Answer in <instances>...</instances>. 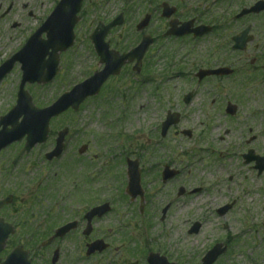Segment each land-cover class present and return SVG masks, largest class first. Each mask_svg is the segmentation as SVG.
<instances>
[{
    "label": "rangeland",
    "instance_id": "obj_1",
    "mask_svg": "<svg viewBox=\"0 0 264 264\" xmlns=\"http://www.w3.org/2000/svg\"><path fill=\"white\" fill-rule=\"evenodd\" d=\"M124 1L108 0L106 6L97 9V15L100 17L101 13L108 20L110 17L113 19L124 12V8L127 7ZM131 6L134 7V11L129 15L130 24L110 35L120 48H124V42H129L131 45L139 42L138 35L133 33L134 29L130 28L136 24L135 20L141 17L140 15L150 5L141 8L139 3L134 1ZM90 11L89 17L80 24L81 43L79 41L77 44L80 43L75 53L78 56L72 58L75 63L69 73L71 78L63 88H60L59 93L70 89L69 84L73 85L81 81L86 74V69L91 68L92 71L98 66L87 44V37L95 26L93 9ZM260 37L261 35L257 36L256 41L250 46L251 55L244 56V62L243 58L239 59V55L230 54L227 51L237 63L241 61L240 64L238 63L240 71L237 76L221 82L216 80L214 83H204L197 98L189 107H184L181 99L194 89L195 82L193 80L191 82V78H188L190 73L193 75L199 67L210 69L211 64L208 63L225 58L223 52L216 54L219 45L216 40H209L193 51L184 49L180 53V50H177L179 54H176L174 59H171V56L162 60L156 57L158 55L148 57L146 64L152 65L151 73L155 78L163 80L162 83H164L166 79L173 77L166 89L168 101L164 100L162 103L153 99L150 96L152 87L147 86L138 92V81L133 80L131 83L124 84L123 91L127 92L129 97L135 91L138 95L125 103L119 98L111 101L113 110H108L105 103V106L101 107L98 105L101 103L99 101L90 102L81 112L64 115L54 122L55 129L68 127L74 131L76 127L82 128V131H86V135L79 140L72 139L71 148L89 140L96 153L97 167H103L106 164L107 168L113 166V173L110 175L112 186L100 185L105 188L100 189L101 193L98 192L99 196L97 193L96 198L97 202L110 201L113 204L114 210L111 215L97 225L100 233L110 232L112 236L110 243L118 247L124 245L127 239L138 237L139 240H143L141 226L151 223L150 238L155 246L162 247L172 259L181 260L183 264H199L206 251L216 243H226L230 249L222 257L220 264H264V175L258 177L257 171L253 169L254 164L246 165L242 159V154L247 152L243 143L245 144L252 136L258 138L251 148L257 155L264 156V68L255 71L251 66V68L242 66L249 64L252 58L259 57L260 53L264 52L262 49L258 50L259 47L264 46V37ZM143 63L145 64V60ZM262 63L261 61L258 65ZM212 65L217 67L216 64ZM179 69L185 71L184 77L181 76ZM112 85L115 84L112 83ZM7 91H11L10 87ZM54 91L52 88L43 91L35 90L39 98L37 102L47 106L46 100L54 96ZM228 103L239 107V113L235 119L225 114ZM10 105L11 102L3 103L0 99V111L6 110ZM170 109L180 111L184 120L175 129L178 134L175 135V131H172L173 134H170L162 143L156 127L165 119L166 112ZM123 111L127 113L128 120L126 124L124 121L118 130H122L133 140L110 141L112 129L109 125L117 126L118 122L115 120L119 121L123 117ZM107 112H112L110 122L104 120ZM183 129L193 132L192 139L179 134ZM156 144L162 146L155 149V157L153 155L150 156L152 159L147 158L148 170L155 169L156 164L162 161L165 163L171 161L175 162L174 167L181 171V175L164 188L161 179L158 181L153 172H150L149 177L143 182L145 197L149 194L150 201L147 202L145 199V210L140 215L138 213L140 199L136 202L129 200L126 203L120 199L122 186L126 184L124 183L126 178L121 177V171L125 173V165L121 163V159L127 154L131 158L148 157V153H151L149 149ZM10 156L5 155L0 162L3 160L7 162ZM30 161L36 162L38 158L32 156L24 162ZM40 164L38 172L34 171V175L28 177L35 180L32 183H36L49 168L47 164ZM58 169L57 166H53L54 185L59 182ZM2 182L1 179L0 186ZM14 182L10 184L9 189H16ZM20 185H24V179ZM180 187L186 188L187 192L202 188L203 192L178 199L177 191ZM169 203L172 204V209L166 221L162 223L161 211ZM231 203H235L233 209L224 217H219L216 211ZM52 208L48 198V209ZM59 213L63 218L68 216L62 211L57 212ZM197 221L203 224L202 231L198 236L190 237L188 231ZM127 225H130L129 229L124 231V226ZM118 256H124V252L119 253Z\"/></svg>",
    "mask_w": 264,
    "mask_h": 264
},
{
    "label": "flooded vegetation",
    "instance_id": "obj_2",
    "mask_svg": "<svg viewBox=\"0 0 264 264\" xmlns=\"http://www.w3.org/2000/svg\"><path fill=\"white\" fill-rule=\"evenodd\" d=\"M64 2L65 0H0V99L3 103H14L18 99V90L23 79V64L17 58H21L27 45L31 47L39 42L47 41L49 32L37 33V30L49 20L58 5ZM166 3L175 7L177 12L169 19H164L162 18V6L159 5L152 11L151 22L145 30L146 34L154 39V44L149 52L159 53L166 50L167 47L162 43L172 45L169 47L170 51L177 50L176 47L184 50L188 49L190 45L199 46L198 43L205 45L211 35L229 38L231 43L227 46L233 47L232 39L247 29H250L251 35L260 34L264 37V11L259 15L251 14L240 17L245 10L256 6L264 7V0H200L201 12L196 16L189 7V0H168ZM96 7L95 0H85L80 14L81 21L89 17L91 9L94 12L93 17L98 18L96 17ZM191 20L196 21L195 27L199 25L211 26L214 30L213 33L201 38H195L193 35L175 36V38L165 36L171 29L172 22L176 23L173 30H180L178 32L180 34L186 31L183 24ZM157 49L158 51H155ZM260 49L264 51V46L259 47ZM221 51L226 58L215 60L211 64L219 65L220 61L230 63L236 60L231 58L223 45H221ZM249 52L247 50L243 56L247 57ZM205 61L209 62L207 59ZM260 61L264 63V52L260 53V57L252 58L249 63L251 66H256ZM60 65L62 67L56 72L51 82L56 89L65 81L63 54L60 57ZM222 67H228V65ZM95 72L96 70L93 73ZM8 87L11 91H7ZM32 87L30 84L26 85L29 92ZM47 100L54 102L55 97ZM59 131L58 129L53 133L51 131L49 137L51 143L55 142ZM76 139L81 138L77 136ZM88 142L89 140L83 144H76L74 148H71V152L63 155L64 158L59 165L57 174L59 184H52L49 188H41L40 183H32L35 180L32 177L28 178L34 175V171L38 172L37 164L24 162L25 160L20 161L17 165L13 164V159L24 147V144L21 143L18 148L16 145L9 147L8 150H12L14 153L11 160L0 162V180L15 181L17 187L11 193H0L3 195L1 199L9 195L12 196L11 205L0 209V222L3 221L7 225L0 224V264H97L96 255H87L88 245L97 239L96 229L92 230L88 236L84 234L87 228L84 215L88 210L96 207V153ZM82 148L85 149L84 154L80 153ZM39 149H34L26 159L30 156L37 157ZM52 149V144H46L42 158H45ZM71 157L75 165L74 169L71 166H65V158ZM167 165L174 167L175 164L169 162ZM22 179H24L23 186L20 185ZM12 181L10 182L12 183ZM68 194L69 203L74 208L66 213L69 217L75 215L72 221L77 220L78 223L64 238L54 239L48 244L55 235V231L65 225L62 223L56 227L49 222L48 198L56 199V195L60 208L66 204L62 197H66ZM84 206L89 208L86 211H81ZM7 232H9L8 238L1 250V237ZM127 244L128 242L124 241V248ZM147 244H142L139 256L147 254L148 257L153 252L174 262L170 258L171 255L167 251L161 250L160 247L151 250V247H155L154 241ZM56 252H58L57 257ZM124 252L128 251L124 249ZM125 263H127V259L124 261Z\"/></svg>",
    "mask_w": 264,
    "mask_h": 264
},
{
    "label": "water",
    "instance_id": "obj_3",
    "mask_svg": "<svg viewBox=\"0 0 264 264\" xmlns=\"http://www.w3.org/2000/svg\"><path fill=\"white\" fill-rule=\"evenodd\" d=\"M119 23L120 24L122 23V19L121 18L118 20V23H114V24H112V26H115L116 24H119ZM65 35H66L65 40L67 42V41L70 40L69 37H67V24H65ZM68 46H70V45L59 46L57 49L65 50L66 48H68ZM145 48H146L145 46L144 47L142 46L141 48H139L137 50L138 53L134 52L131 55H127L125 57H122L121 58V63L119 65H117L115 68H113L112 70H109L103 80H105L109 76L110 73L116 72V69H117V72L119 71V69L121 68L122 64L125 61L124 58L125 59H127V58H131V59L138 58L140 60L143 57V55H144ZM111 67H112V65L109 64V69H111ZM87 84H89V83H86L84 85H81V86L77 87L72 94L67 95L65 97L64 101H61V103L56 104L53 108H51L50 110L44 112V115H46L48 117L52 116L54 114L56 115V114H59L62 111H65L69 107H73L74 109H78L79 105L85 100V98L87 96L93 95L95 93V91H93V92L86 91L85 92V87L87 86ZM257 160L260 161V165L257 168L260 170V173H262L264 171V160H260V159H257ZM168 175L170 176L171 174H167V176ZM173 176H174V174H173ZM128 192L133 197H136L137 195L142 194L141 188H140V176H139V173L136 170L131 172V182H130V186H129ZM230 208H231V206L226 207L225 209L220 211V214H222V215L225 214ZM103 213H104L103 209H98L93 214H97V215L101 216ZM198 228H199V226H196L195 229H194V232H197ZM215 258H216V253L211 254L206 259L205 264H212L214 262Z\"/></svg>",
    "mask_w": 264,
    "mask_h": 264
}]
</instances>
